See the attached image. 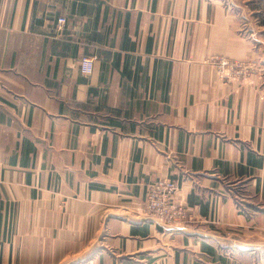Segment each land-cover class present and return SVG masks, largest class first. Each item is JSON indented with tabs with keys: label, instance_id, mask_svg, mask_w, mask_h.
Wrapping results in <instances>:
<instances>
[{
	"label": "crops",
	"instance_id": "crops-1",
	"mask_svg": "<svg viewBox=\"0 0 264 264\" xmlns=\"http://www.w3.org/2000/svg\"><path fill=\"white\" fill-rule=\"evenodd\" d=\"M259 57L226 0H0V264H264ZM167 178L174 233L141 215Z\"/></svg>",
	"mask_w": 264,
	"mask_h": 264
},
{
	"label": "built area",
	"instance_id": "built-area-1",
	"mask_svg": "<svg viewBox=\"0 0 264 264\" xmlns=\"http://www.w3.org/2000/svg\"><path fill=\"white\" fill-rule=\"evenodd\" d=\"M66 23V18H59V24ZM213 64L223 79L245 77L251 75L252 67L230 59L227 56L216 55L208 60ZM95 57L84 56L80 61V71L88 76L94 72ZM180 185L178 181L167 178L157 179L150 184L145 206L141 210L144 220L158 224L169 233L180 231L197 221L183 203L177 201L176 193Z\"/></svg>",
	"mask_w": 264,
	"mask_h": 264
},
{
	"label": "rangeland",
	"instance_id": "rangeland-1",
	"mask_svg": "<svg viewBox=\"0 0 264 264\" xmlns=\"http://www.w3.org/2000/svg\"><path fill=\"white\" fill-rule=\"evenodd\" d=\"M226 3L238 17L241 34L250 39L260 52L257 67L264 66V0H226ZM235 61L250 65L253 69L251 74L256 70L250 62Z\"/></svg>",
	"mask_w": 264,
	"mask_h": 264
}]
</instances>
